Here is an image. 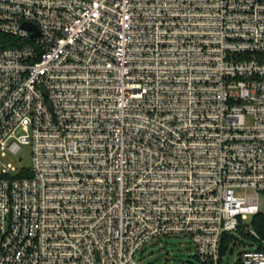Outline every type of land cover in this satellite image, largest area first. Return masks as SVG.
Returning <instances> with one entry per match:
<instances>
[{
  "label": "built area",
  "instance_id": "2783aa9c",
  "mask_svg": "<svg viewBox=\"0 0 264 264\" xmlns=\"http://www.w3.org/2000/svg\"><path fill=\"white\" fill-rule=\"evenodd\" d=\"M23 146L0 264H136L170 235L220 264L237 231L234 264H264L239 225L264 214V0H0V156Z\"/></svg>",
  "mask_w": 264,
  "mask_h": 264
},
{
  "label": "rangeland",
  "instance_id": "374dc122",
  "mask_svg": "<svg viewBox=\"0 0 264 264\" xmlns=\"http://www.w3.org/2000/svg\"><path fill=\"white\" fill-rule=\"evenodd\" d=\"M18 159L20 161H18ZM0 160L5 163L19 164L22 166H29L30 163V150L28 147L23 146L16 154H9L4 157L0 156ZM246 190V193H249ZM237 194L240 191H236ZM264 210V204H262ZM251 216L246 218H239V225L245 230L249 231L251 228ZM234 237L245 244H250V239L241 232H233ZM240 248H235L233 252L226 253L222 258L220 264H234L236 255ZM193 252L191 242L187 236L183 235H170L158 236L145 244L143 249L135 254L136 264H197L192 257Z\"/></svg>",
  "mask_w": 264,
  "mask_h": 264
},
{
  "label": "trees",
  "instance_id": "16d2710c",
  "mask_svg": "<svg viewBox=\"0 0 264 264\" xmlns=\"http://www.w3.org/2000/svg\"><path fill=\"white\" fill-rule=\"evenodd\" d=\"M251 228L256 231V233L264 239V214L259 213L252 217ZM228 243V238L224 240V244Z\"/></svg>",
  "mask_w": 264,
  "mask_h": 264
},
{
  "label": "crops",
  "instance_id": "0c3cea01",
  "mask_svg": "<svg viewBox=\"0 0 264 264\" xmlns=\"http://www.w3.org/2000/svg\"><path fill=\"white\" fill-rule=\"evenodd\" d=\"M234 247H235V248H240V250H241L243 247H248V245L245 244L244 242H239V243H237ZM235 248H234V249H235Z\"/></svg>",
  "mask_w": 264,
  "mask_h": 264
},
{
  "label": "water",
  "instance_id": "95a60500",
  "mask_svg": "<svg viewBox=\"0 0 264 264\" xmlns=\"http://www.w3.org/2000/svg\"><path fill=\"white\" fill-rule=\"evenodd\" d=\"M24 27L25 28H29V27L31 28L32 26H30V25H24Z\"/></svg>",
  "mask_w": 264,
  "mask_h": 264
}]
</instances>
